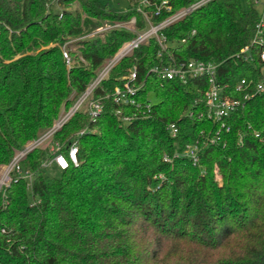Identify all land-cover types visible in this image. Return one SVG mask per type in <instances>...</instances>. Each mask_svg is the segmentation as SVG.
<instances>
[{
    "label": "trees",
    "instance_id": "trees-1",
    "mask_svg": "<svg viewBox=\"0 0 264 264\" xmlns=\"http://www.w3.org/2000/svg\"><path fill=\"white\" fill-rule=\"evenodd\" d=\"M195 1L127 0L118 12L107 0H0V166L50 129L124 42ZM133 18L134 32L88 37ZM257 18L252 0H210L158 32L168 44L161 58L151 37L115 64L92 93L99 116L79 111L51 139L63 154L76 140L77 165L47 174L43 144L20 161L30 181L11 176L0 192V264H264V93L229 115L225 131L205 115V79L149 73L213 62L225 92L239 97L240 79H260L255 49L252 63L237 57ZM133 67L139 108L109 96Z\"/></svg>",
    "mask_w": 264,
    "mask_h": 264
},
{
    "label": "built area",
    "instance_id": "built-area-1",
    "mask_svg": "<svg viewBox=\"0 0 264 264\" xmlns=\"http://www.w3.org/2000/svg\"><path fill=\"white\" fill-rule=\"evenodd\" d=\"M210 0H197L187 7L175 12L173 15L160 22L157 25H150L148 23L147 28L144 31L137 33V36L127 42H124L120 49L116 52L112 59L108 61L106 66L102 68L95 79L90 83L86 90L79 96L76 102L65 112L61 113L59 117L54 121L50 129H48L40 137L27 142L24 147L18 150L13 156L11 162L4 166L3 172L0 174V192L4 187L8 186L12 178H20L30 181L32 173L20 169V161L32 150L40 147L43 144L49 143V152L51 154L50 159L44 161L41 166L48 167L55 165L57 168L64 170L69 165H77V145L76 140H70L66 144V154H63L62 144L57 141H51L53 135L77 112L85 111L90 120H95L102 110V98H92L93 90L100 84V82L106 78L109 70L117 64L123 57L128 56L132 51L140 44L146 42L149 38L155 37L159 46L157 57L161 58L162 53L166 50L168 44L166 37L159 35L158 32L167 25L177 21L191 11L204 5ZM253 6L257 10V22L254 28V35L249 45L244 46L237 57L243 62H253L252 49L256 50L261 69L259 71L260 79L254 82L253 79L242 78L236 84L235 91L240 93L239 97H231L225 92L227 85H222L217 80V69L219 64L213 62L201 61L196 59H190L187 61L170 62L167 64L160 63L152 67L149 73H152L164 80L177 79L182 83H185L189 78H203L206 80L207 88L204 91V105L205 115L207 118L218 123L220 128L229 130V126L225 120L242 106L245 100L249 99L253 94L264 93V0H252ZM166 5V2H162ZM166 10H169V6H165ZM159 9L155 12L157 15ZM146 16V15H145ZM129 22L134 23V18ZM115 28H120L119 24L113 25ZM112 29V28H111ZM110 30L105 26L97 29L96 33L107 32ZM194 34V30L191 31ZM184 42V39H182ZM63 57L65 58L66 65L69 66L71 61L65 51H63ZM136 70L135 67L131 68L128 74L123 77V83L121 87H115L113 92L109 95L113 102L117 105H131L137 108L141 107L135 99L136 93L140 90L141 84H136ZM147 110L149 105H143ZM128 117H122V121H128ZM168 129L171 136H175L178 129L174 124H169ZM82 133V132H80ZM184 154L189 157L192 162L197 161V154L195 147H189L185 150ZM166 160V159H165Z\"/></svg>",
    "mask_w": 264,
    "mask_h": 264
},
{
    "label": "rangeland",
    "instance_id": "rangeland-1",
    "mask_svg": "<svg viewBox=\"0 0 264 264\" xmlns=\"http://www.w3.org/2000/svg\"><path fill=\"white\" fill-rule=\"evenodd\" d=\"M107 3H108V6L118 12H125L127 10V6H128V3H127V0H107ZM243 4H245V2L243 1ZM70 9H75V8H78V4L76 2L72 3L70 6H69ZM115 24H119L120 27L122 28H125L131 32H134V23L132 22H127V23H115ZM115 24H105V27L106 28H115L113 25ZM104 27V26H103ZM96 35V32L88 35V37H93ZM121 48V47H120ZM119 48V49H120ZM149 99L151 101V104H154L156 101L155 99L153 98L152 95H149ZM18 151V150H17ZM16 151V152H17ZM15 152V153H16ZM49 167V166H48ZM3 169H4V166H0V174L3 172ZM45 172L51 176H56L58 174V171L56 169V167L54 165L50 166L49 168H46L45 169ZM218 181L220 182V177L217 176Z\"/></svg>",
    "mask_w": 264,
    "mask_h": 264
}]
</instances>
